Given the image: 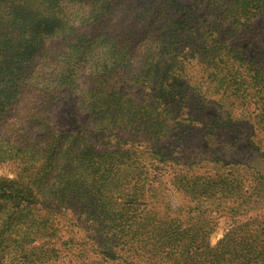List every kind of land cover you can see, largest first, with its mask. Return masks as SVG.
Wrapping results in <instances>:
<instances>
[{"label":"trees","instance_id":"1","mask_svg":"<svg viewBox=\"0 0 264 264\" xmlns=\"http://www.w3.org/2000/svg\"><path fill=\"white\" fill-rule=\"evenodd\" d=\"M258 14L264 0H0V166L16 167L0 177V264H54L72 244L62 211L112 264H264V219L211 246L208 217L170 218L158 190L170 171L196 216L202 203L234 215L261 203L254 167L196 176L158 147L177 118L197 122L207 92L220 109L253 101L264 135V63L237 45Z\"/></svg>","mask_w":264,"mask_h":264},{"label":"rangeland","instance_id":"2","mask_svg":"<svg viewBox=\"0 0 264 264\" xmlns=\"http://www.w3.org/2000/svg\"><path fill=\"white\" fill-rule=\"evenodd\" d=\"M133 1L138 2V0ZM254 20L257 21H255L254 29H251L250 35L243 38L242 41H238L237 45L240 54L244 55L245 59L254 61V67H256L257 61L260 64L264 63V14H258ZM197 67L193 63L191 74L193 77L197 74ZM195 80L194 87L198 88L197 90L200 92L207 88L209 90L213 88V85L208 81L202 82L199 76ZM198 98H200V103L195 110L197 122L189 123L177 118L170 125L168 135L158 145L159 148L166 151L165 156L172 159L174 169L185 172L190 168L196 176L213 175L215 172H218L217 176H222L226 174L236 175L237 171L243 170L247 164L254 167L258 175L263 177L257 186V191L253 194L260 198L261 203L246 207L244 209L248 210L245 212L241 210L243 213L240 211L241 214L236 215L229 213V209L220 211L213 206L202 203L199 205L201 211L199 216H196L195 212L181 209L188 201L170 184V171L163 173L162 177L158 179V190L171 206V211L168 212L170 218L191 216L195 219L205 220L208 217L212 230L209 232L206 241L213 246L222 239L232 226L244 224L248 220L264 219V158L255 153L258 148L264 152V135L260 130L262 128L261 119L256 117L260 113V108L250 99H245L242 102L233 101L231 105L220 109L213 102L214 97L210 93L200 94L196 96V99ZM192 105H196V102H193ZM177 113L179 117H186L187 115L186 110H178ZM65 115L66 113H64ZM62 119H66V117L63 118L62 116ZM116 134L122 141L138 143L132 134ZM138 144L143 147L148 143L143 141ZM251 151L254 153L246 154L251 153ZM232 154L239 163H229L228 158ZM237 156L240 158L237 159ZM15 173L16 167L11 165L0 166V177L13 178ZM249 190H256V188L254 186ZM61 213L66 219L65 228L70 232V234L65 233L62 239L68 236L72 239V244L60 248L61 254L54 264H91L92 261L99 262V260H102V264H112L105 256L98 255L95 233L92 228H89L88 223L82 217H74L72 212L62 211ZM70 247L71 252H66ZM83 248L87 251L82 252ZM94 256L96 258H93ZM119 264H129V262H119Z\"/></svg>","mask_w":264,"mask_h":264}]
</instances>
